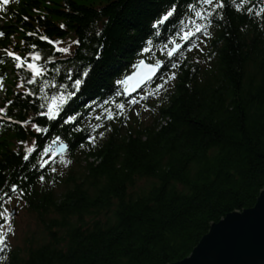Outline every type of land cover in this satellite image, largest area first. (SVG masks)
Returning a JSON list of instances; mask_svg holds the SVG:
<instances>
[{"label":"trees","instance_id":"16d2710c","mask_svg":"<svg viewBox=\"0 0 264 264\" xmlns=\"http://www.w3.org/2000/svg\"><path fill=\"white\" fill-rule=\"evenodd\" d=\"M171 2L180 16L169 24L178 26L189 8L186 0ZM224 2L210 16L208 66L199 64L198 56L186 57L176 68L174 87L149 105L148 124L115 125L103 117L104 136L95 134V143L81 122L47 119L42 114L47 108L41 107L45 97L61 91L60 84L71 90L67 70L91 62L94 75L70 106L82 103L84 108L96 100V114L115 113L116 105L125 102L115 81L147 38H160L153 24L168 0H19L4 14L0 71L10 81L0 105L6 108L5 119H13L0 121V198L21 194L46 239L0 249V264H174L191 255L211 225L256 205L264 190V15L256 13L264 0H248L242 10L232 0ZM165 27L163 38L170 31ZM40 35L59 38L61 47L71 46V54L57 52ZM30 36L43 62L63 70L59 75L49 71L47 85L28 83L30 75L21 77L5 53L27 58ZM78 106L72 115L81 111ZM33 123L47 128V134ZM56 136L80 155L79 170L61 181L59 194L53 188L57 177L46 181L41 166L43 150ZM21 141L36 145L29 160L23 159ZM12 184L22 191H12Z\"/></svg>","mask_w":264,"mask_h":264},{"label":"snow or ice","instance_id":"6c2138e0","mask_svg":"<svg viewBox=\"0 0 264 264\" xmlns=\"http://www.w3.org/2000/svg\"><path fill=\"white\" fill-rule=\"evenodd\" d=\"M202 2L206 5H208L207 9L196 11L195 16L197 18H200L201 20L206 21L207 24L211 23V13L213 9H222L225 7V2L224 0H202ZM248 0H232V3L234 4L235 8L237 10H242V6L247 3ZM10 3V0H0V10H5L6 6ZM169 6L163 11L162 15H159L157 19H155L153 27L156 28L157 30L162 27L165 22L169 21L170 18L174 17V14L177 11V5L171 0H168ZM189 7H193V5H188ZM249 13L253 12L252 7H248L246 9ZM205 12L208 14L205 15ZM217 15H220L221 18H223L222 13L217 12ZM257 15H264V8H261L259 12L256 13ZM27 19V17H25ZM181 25H183V21L180 22ZM190 23H195V28L194 29H188L186 25H184L180 31L175 33V36L172 38L171 43L174 45L173 47H168L165 45L164 47L167 48V56L168 57H173L178 53V51L182 48L181 43L177 41L175 37H181L184 41H189L191 37H193L196 32H204L206 34H210L207 32V26L206 23H196L195 21L190 19ZM61 27H64V25H61ZM30 35L35 34V33H29ZM99 35V33H97ZM4 32L0 31V36H3ZM43 40H49V37L44 35L40 37ZM52 44L56 45V51L66 53V54H71V46H63L61 47L60 45L63 44L62 41H57V40H52ZM73 43L79 45L80 40H75ZM33 48H36V45L32 46ZM103 44L99 45L98 50L95 52V59L99 61L101 59V51L103 49ZM152 49V41L148 40L147 46L143 47L141 49V52L147 53L151 51ZM163 50V49H162ZM5 53L8 56H11L17 63L16 66L17 68H26L30 74V79L28 83H36L38 80L42 82V85H47V81L44 79L47 76V70L45 67L40 63L42 60L41 53L39 51H31L27 55L28 57H31V59H28L26 57L20 56L17 52L10 51L8 49H5ZM49 62H52L54 60L53 57H49ZM164 63L163 60L157 59L154 63H150L146 61L145 59L141 58L136 61L135 64L132 65L136 71H133L130 74H125L121 79H117L115 81L116 84L122 85L124 88V94L131 95V93L135 92L138 88H141V86L146 85L148 82H150L153 77L156 75L157 71L159 70L160 66ZM93 67L94 65L89 62L86 65H83L80 68H69L67 70V76L66 79L69 81H72L71 84V90H69V86L65 84H60L59 87L62 89L59 91L57 94L45 97L46 99V104L41 105V107H46L47 111L42 113L44 116H46L49 120H56L58 117L61 116L62 110L65 108V106L69 105L71 102H73L74 98L77 97V94L81 92L82 86H86V82L89 81L90 73L94 75L93 73ZM173 68L178 67V63H173L172 64ZM73 72H75V78H73ZM176 77V72H171L169 77L164 79V82L157 85V88H162L164 86V83H167L169 79H175ZM55 81H53V85H55ZM24 81L21 82V86H23ZM3 87V77H0V88ZM27 92L31 94H37L33 92L31 89H26ZM44 91V87L42 86L40 88V92L42 93ZM155 95H158V93H153ZM117 95H120V93H117ZM136 97H131V103L135 104L137 103ZM8 103H12L11 101H8ZM117 107L121 110L125 109V104L124 103H118ZM107 113V118L108 119H114L115 115L118 113H114L111 110L106 109L105 110ZM0 113H6V108H0ZM78 115V113H77ZM77 115H67L66 120L67 122H74L77 119ZM8 120H12L13 118L11 116L7 117ZM20 123L23 124H28L30 121H20ZM32 126L38 131V132H47V128H42L39 124L33 123ZM97 127H100V125H97ZM99 136L103 137L104 132L101 131L99 132ZM89 140H91L93 143L96 142L95 136H89ZM59 141L60 143V149L61 151L65 150L68 148V145L61 139L60 136L55 137V141ZM22 144H25V155L23 156L24 160H29V157L32 152L35 151L36 145L33 143L31 146H27L26 141H21ZM51 149V145H49L48 148H45L43 151L45 154L49 152ZM63 159V156L61 157ZM48 161L44 160L42 161L41 166L44 164H47ZM65 163H70V161L65 160ZM55 171V169H53ZM39 179L41 181L44 180V176H40ZM11 190L12 191H22V189L18 188L17 184H12L11 185ZM4 196L7 197V199L10 201L12 197L8 195V193H4ZM3 198H0V208L3 210L0 211V219H3L5 224L9 225V231H13L11 227V217H12V212L9 211V209L2 203ZM7 240V236L4 234V225H0V245L4 244L5 241Z\"/></svg>","mask_w":264,"mask_h":264},{"label":"water","instance_id":"95a60500","mask_svg":"<svg viewBox=\"0 0 264 264\" xmlns=\"http://www.w3.org/2000/svg\"><path fill=\"white\" fill-rule=\"evenodd\" d=\"M174 264H264V190L253 208L211 225L191 255Z\"/></svg>","mask_w":264,"mask_h":264},{"label":"rangeland","instance_id":"374dc122","mask_svg":"<svg viewBox=\"0 0 264 264\" xmlns=\"http://www.w3.org/2000/svg\"><path fill=\"white\" fill-rule=\"evenodd\" d=\"M209 35L210 34H206L203 32V36L200 42L198 43L197 48L194 50L195 52L199 54V56L202 55L206 49V44L204 42V36L209 37ZM132 111L135 117L139 116L140 118L142 117V120L147 121L148 110L145 108L143 109L140 106V103H135L133 105ZM52 156H53V153L49 155V157H52ZM66 157L67 156H64L63 158L65 159ZM66 164L68 165V163ZM60 165L61 164H58L57 170L55 173L56 174L59 173V175L61 176V179H65L67 174L70 171L78 170L77 167L79 166L78 165L75 168L76 164L75 165L73 164L72 166H60ZM139 185L142 186L144 185V183L139 182ZM5 206L11 212L13 210L16 211V216L13 218L11 217V227L13 231L10 232L9 225L5 224L4 234L9 237V239L7 240L9 243L14 244L15 246L17 245L23 246L30 241H34L35 243H40L45 240L44 236L42 235L44 230L42 229L41 225L38 224L36 220L37 217L35 215L33 216L32 214L28 212L23 201H20L18 198H14V200L7 201L5 203ZM101 219H105V216L102 217Z\"/></svg>","mask_w":264,"mask_h":264},{"label":"bare ground","instance_id":"6f19581e","mask_svg":"<svg viewBox=\"0 0 264 264\" xmlns=\"http://www.w3.org/2000/svg\"><path fill=\"white\" fill-rule=\"evenodd\" d=\"M194 0H192V1H190L189 3H188V0H186V2H185V5L186 6H188V5H193V7H189L188 6V8H189V11H188V14L186 15L187 17L186 18H191V17H194L195 16V12L196 11H200V10H203V8H204V6L206 5V4H204L203 2H202V0H198V2L197 3H194L193 2ZM188 3V4H187ZM198 3H200V6H197V4ZM11 7H13V6H8L7 8H8V10L11 8ZM1 12H2V10H0ZM161 15H162V13H161ZM180 16V14H174V17H172V18H170V20L169 21H167V22H165V24H164V26H166L165 27V29H167V30H170V32H178V31H180L181 30V28L182 27H179V26H177V25H171V24H169V23H171L172 22V20L174 19V18H176V17H179ZM3 18V17H2ZM177 19V18H176ZM103 26V25H102ZM101 26V27H102ZM104 29V27H102V28H100V32L102 31ZM97 31H98V29H96ZM98 31V32H99ZM34 36H36V35H34ZM42 35H40V37H41ZM32 36H30V40H31V43H30V51L29 52H31V51H36V48H33L32 46L34 45V43H33V40H32ZM170 38H168V40H169ZM177 39V38H176ZM64 40V39H63ZM148 40H151L152 41V48H155V51L157 50V52H162V51H164V50H162V48H165L164 46L165 45H163V46H157L156 47V45L157 44H155V42L151 39V38H147V42H148ZM167 40V41H168ZM172 40V39H171ZM26 43H27V41L28 40H24ZM40 41L41 42H43L44 41V43H49V41L48 40H43V39H41L40 38ZM52 41V40H51ZM57 41H61V40H59V38H58V40ZM177 41H178V39H177ZM48 45H50V43L48 44ZM190 44L189 43H187V44H185L183 47H182V49H184V48H186V47H188ZM51 46V45H50ZM64 46H66V45H64ZM168 46V45H167ZM63 54H65L66 56H68V55H70V54H66V53H63ZM28 59H31V57H27ZM40 63L45 67V69L47 70V73H49V71L51 72V73H53V74H56V75H59V73H62L63 72V70H61V69H59V67H57V66H47L44 62H43V60H41L40 61ZM125 64V63H124ZM131 64V63H130ZM129 63H126V65L128 66V65H130ZM172 65V64H171ZM16 68H17V66H16ZM17 70L19 71V73L21 74V77H23V75L25 76V75H30L29 74V72H28V70L26 69V68H17ZM122 73V72H121ZM124 73V72H123ZM122 73V74H123ZM3 74H5V75H3ZM0 77H3V81H5V82H8V81H10V77H9V75H8V73H2V72H0ZM115 85H117L116 83H115ZM118 89H121V87H118ZM139 89V88H138ZM137 89V90H138ZM114 91H117V89H114ZM145 93V91H143V93H141V94H139L140 96H135L136 97V99H137V101H138V103H141V104H144V102L146 101V99H149V98H146V96H141L142 94H144ZM3 95H4V93H2ZM39 93H37V95H38ZM50 94H53L52 92H49V95ZM36 95V94H35ZM1 96H0V104H1ZM9 103L7 102V105H8ZM82 103H80V106H78L79 108H81V111L78 113V115H77V118L81 121L82 119H84V118H86L88 115H89V113H90V110H85L84 108H82ZM77 106H73V105H71L70 106V104L69 105H67V106H65V108L62 110V112H61V116L60 117H58L57 119H56V121H60L62 118H66L67 117V115H72L73 114V110H74V107H77ZM91 109L92 110H96V109H98V107H95V106H92L91 105ZM72 111V112H71ZM107 116V114H106V112H103L102 113V116L101 117H106ZM76 121H77V119H76ZM49 166H50V164H49ZM52 166H54L53 168H52V170H51V173H53V172H55L56 171V169H57V165H55V164H52ZM53 169H55V171H53ZM17 194V193H16ZM15 194V195H16ZM15 195L12 197V199L11 200H14V198H15ZM1 209V208H0ZM105 219H107V218H105ZM105 219H102L103 221L105 220Z\"/></svg>","mask_w":264,"mask_h":264}]
</instances>
